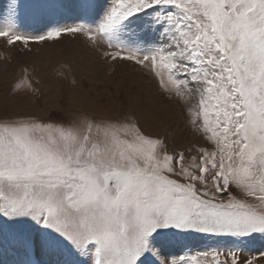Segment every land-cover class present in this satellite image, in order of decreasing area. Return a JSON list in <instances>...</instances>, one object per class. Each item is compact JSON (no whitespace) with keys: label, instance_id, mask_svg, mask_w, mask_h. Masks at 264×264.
Wrapping results in <instances>:
<instances>
[{"label":"snow or ice","instance_id":"1","mask_svg":"<svg viewBox=\"0 0 264 264\" xmlns=\"http://www.w3.org/2000/svg\"><path fill=\"white\" fill-rule=\"evenodd\" d=\"M64 8L8 0L0 38L84 37L150 74L196 139L174 147L135 113L0 114V264H264V0H86L46 19ZM33 71L17 87L38 91Z\"/></svg>","mask_w":264,"mask_h":264},{"label":"rangeland","instance_id":"2","mask_svg":"<svg viewBox=\"0 0 264 264\" xmlns=\"http://www.w3.org/2000/svg\"><path fill=\"white\" fill-rule=\"evenodd\" d=\"M54 2L65 8L61 14L46 19L63 25L73 22L71 17L82 12L81 5L86 0ZM7 4L8 0H0V9ZM45 30L32 18L21 26V31L27 34ZM24 66L35 69L32 78L38 81L34 84L38 91L17 87L20 69ZM19 111L56 121H66L79 113L98 117L135 113L149 130L166 129L169 143L174 147H187L196 139L180 111L159 94L150 74L131 62L105 61L92 51L84 37L72 34L62 33L53 40L30 42L27 47L7 46L0 38V114L13 115ZM204 243L198 236L189 240L193 249ZM253 247L264 249V243L257 241Z\"/></svg>","mask_w":264,"mask_h":264}]
</instances>
